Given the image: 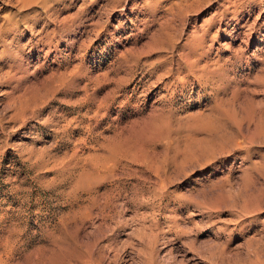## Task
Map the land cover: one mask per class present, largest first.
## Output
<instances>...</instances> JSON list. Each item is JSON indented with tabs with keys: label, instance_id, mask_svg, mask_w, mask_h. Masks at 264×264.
Returning a JSON list of instances; mask_svg holds the SVG:
<instances>
[{
	"label": "rangeland",
	"instance_id": "obj_1",
	"mask_svg": "<svg viewBox=\"0 0 264 264\" xmlns=\"http://www.w3.org/2000/svg\"><path fill=\"white\" fill-rule=\"evenodd\" d=\"M249 1L0 0V264H264Z\"/></svg>",
	"mask_w": 264,
	"mask_h": 264
},
{
	"label": "bare ground",
	"instance_id": "obj_2",
	"mask_svg": "<svg viewBox=\"0 0 264 264\" xmlns=\"http://www.w3.org/2000/svg\"><path fill=\"white\" fill-rule=\"evenodd\" d=\"M260 1V0H259ZM264 1L262 0V1H260V3L259 4H262ZM248 4H247V6H248V11L249 12H252L253 10H255V8H256V6H257V3L256 2H254V1H249V2H247ZM233 8H235V10H233V12H232V14H233V16H232V18L231 19H233V20H236V19H238V17H239V13H241L238 9H237V3H235V4H233ZM263 6V5H262ZM264 13V12H263ZM222 16H223V14H221ZM260 30L262 31V29L260 28V29H258V30H256V29H254L253 28V31H252V33L251 34H260ZM263 30H264V26H263ZM192 65V64H191ZM189 66V65H188ZM189 68H191V66L189 67ZM97 176V175H96ZM102 176V175H101ZM91 177H92V175H91ZM98 177V176H97ZM106 177V176H105ZM94 178V177H93ZM104 180H105V178H104ZM103 183V182H102ZM96 186V185H95ZM87 189H89V188H87ZM118 191L119 192H123V188H121V186H119L118 188ZM117 189H115L116 191H117ZM111 190V189H110ZM108 191V190H107ZM94 193V192H93ZM92 193V194H93ZM116 194V193H115ZM114 194V191L113 190H111V191H108L105 195H104V198H103V202H102V205H103V207H101L103 210H105L106 208H109V209H112L111 207H112V205L113 204H115L114 202H115V199H116V195ZM103 197V196H102ZM90 204H92L93 206H97V204H98V200H97V198H93V196H92V199L90 200ZM101 205V204H100ZM115 207V206H114ZM100 208V210H102ZM109 209H107V210H109ZM102 210V211H103ZM122 210V209H121ZM111 211V210H110ZM103 215V214H102ZM89 218V217H88ZM119 218V217H118ZM88 220V219H87ZM111 221V220H110ZM103 224V223H102ZM122 224V223H121ZM101 233V232H100ZM99 236V235H98ZM77 241V240H76ZM85 242V241H84ZM115 246V245H114ZM97 247V246H96ZM61 250V249H60ZM93 253V252H92ZM91 253V254H92ZM78 254V253H77ZM212 254V253H211ZM214 255H215V253H213ZM59 255H61V253L59 252V251H57V254L56 253H54L53 254V262H52V264L54 263V261L56 262V264H60V262H61V258H60V256ZM94 259V258H93ZM99 259V258H98ZM209 260V259H208ZM95 262V261H94ZM97 263V262H96ZM213 263V262H212Z\"/></svg>",
	"mask_w": 264,
	"mask_h": 264
}]
</instances>
